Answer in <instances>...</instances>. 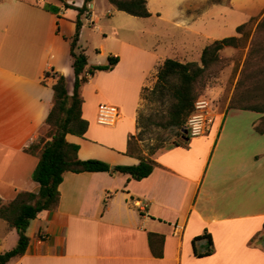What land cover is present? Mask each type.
Segmentation results:
<instances>
[{
	"label": "crops",
	"instance_id": "crops-1",
	"mask_svg": "<svg viewBox=\"0 0 264 264\" xmlns=\"http://www.w3.org/2000/svg\"><path fill=\"white\" fill-rule=\"evenodd\" d=\"M183 1L166 18L147 0L150 16L143 18L177 23L184 15L189 21L180 9ZM62 2L80 7L84 0H0L3 202L19 192L37 193L39 185L31 175L42 148L39 138L47 135L44 121L57 75L65 76L71 93L69 40L77 11ZM47 5L57 7V13L46 10ZM94 6L91 0L81 15L82 26L86 13L84 21L98 22V17L91 18ZM263 9L264 0H251L244 22ZM152 40L147 47L118 39L117 50H110L119 57L115 66L96 72L81 86V116L88 126L83 136L65 135L78 145L79 159L138 164L127 152V142L138 132L140 91L168 57L157 50L158 35ZM176 55L183 61L185 55ZM100 103L118 107L112 125L97 122ZM260 116L225 107L205 135L158 150L152 171L139 180L121 172H65L57 206L30 220L24 253L7 264H264V132L254 129ZM204 233L211 244L207 238L194 241ZM16 236L0 218V252L14 247Z\"/></svg>",
	"mask_w": 264,
	"mask_h": 264
},
{
	"label": "trees",
	"instance_id": "trees-1",
	"mask_svg": "<svg viewBox=\"0 0 264 264\" xmlns=\"http://www.w3.org/2000/svg\"><path fill=\"white\" fill-rule=\"evenodd\" d=\"M90 1L84 0L80 7L62 2L64 8L77 11L74 19V31L69 40L70 66L73 71L71 93L68 94L67 92L65 76L57 75L56 81L52 85V106L44 121V127L47 129L45 134L47 135L39 138L42 148L31 175L32 180L39 185L37 193L19 192L9 202H3L0 199V218L7 223L9 228H14L18 236L14 247L0 252V264H7L11 258L21 256L24 253L29 241L25 231L30 220L36 218L40 212L53 210L57 206L58 186L65 172L106 171L110 174L121 172L139 180L148 176L152 171L155 166L152 156L158 150L167 146L186 145L187 140L185 138L187 136L182 135V129L187 117L194 109V102L198 96L195 88L197 81L202 79L207 71L216 64L219 52L223 48L236 47L240 45L241 40L246 39L247 41L251 28L256 21L255 16L251 17L236 26L237 35L212 40L205 45L200 53L199 62H183L175 58H165L157 65L153 86L148 89L143 86L140 98L142 99L144 94L143 99L155 103V105L160 106V109L146 116L137 109V135L140 136L144 129L155 126L175 130V134H178L180 138L168 140L158 136L153 143L148 145L147 152L144 153L137 147L136 140L139 138L135 135L129 136L127 152L134 154L139 159L138 164L111 166L99 159H79L77 157L78 145L65 139L67 133L83 136L88 126L87 120L81 116L83 101L80 94L81 86L96 72L111 70L119 59L118 56L109 54L106 63L87 66V57L84 50L78 48L77 41L82 26L81 15L88 10L87 5ZM107 1L116 10L129 15L150 16L147 0ZM45 9L55 14L58 11V8L52 5L45 6ZM58 31L59 25L57 24L56 32ZM253 36L255 41L253 40L250 44L240 71L241 76L237 80L236 89L228 108L260 113L261 116L255 122L254 129L256 132L262 133L264 132V14L255 24ZM46 75L48 72L45 73ZM247 80L254 84L251 94H248L247 89H244ZM133 137L135 138L134 142L131 140ZM200 238H207L211 244L210 236L205 233L194 238V241ZM208 252L210 250H207Z\"/></svg>",
	"mask_w": 264,
	"mask_h": 264
},
{
	"label": "rangeland",
	"instance_id": "rangeland-1",
	"mask_svg": "<svg viewBox=\"0 0 264 264\" xmlns=\"http://www.w3.org/2000/svg\"><path fill=\"white\" fill-rule=\"evenodd\" d=\"M177 1L150 0V4L152 9H161L162 13L164 12L163 16L170 18L169 11L175 9ZM94 2V14L91 18L98 17V22L92 25L90 20L84 21L89 16V13L85 14L79 41L81 47L77 44L79 49H84L88 64L106 63L107 56L113 55L110 50H117L118 39L128 41L131 44L145 43V46L148 47L155 35L160 38L157 50L167 54V58H173L177 56L176 54H180L185 55L182 57L183 62H199L203 47L212 40L237 35L236 26L244 22V9L251 4V0H184L180 9L192 19L186 21V16L182 15L178 18L177 23H172L167 20L160 21L153 16L147 19L135 18L125 12L113 9L106 0H94ZM262 11L255 16V24L263 16L264 9ZM255 24L251 28L247 41L246 39L241 40L240 45L236 47L223 48L219 52L216 64L195 85L198 96H202L210 102V112L214 117L222 112L225 107H228L235 92L248 49L252 41H255L253 36ZM140 30L144 31V36L138 32ZM148 32H152L153 36L152 34L149 36ZM154 75L155 73L145 80L143 86L147 89L153 86ZM70 76L73 78L72 71ZM70 85L68 84L69 89H71ZM253 85L250 80L244 84V89H247L248 94H251ZM143 96L144 94L142 99L140 98L137 108L142 115L146 116L160 109V106L148 102L143 99ZM112 106L119 110L117 106ZM232 112L233 110L228 111V113ZM175 133V130L169 128L150 126L144 129L140 136L136 132L135 136L139 138L136 140L137 147L146 153L148 145L153 143L156 137L178 140L180 137ZM131 140L134 142L135 138L133 137ZM190 140L192 138H188L187 143ZM16 238L18 239V236Z\"/></svg>",
	"mask_w": 264,
	"mask_h": 264
},
{
	"label": "built area",
	"instance_id": "built-area-1",
	"mask_svg": "<svg viewBox=\"0 0 264 264\" xmlns=\"http://www.w3.org/2000/svg\"><path fill=\"white\" fill-rule=\"evenodd\" d=\"M210 111V102L206 98L198 96L194 102V109L184 125L188 138L205 135L210 130L214 121V115ZM118 116V110L114 106L102 103L97 105L96 120L99 124L112 125Z\"/></svg>",
	"mask_w": 264,
	"mask_h": 264
},
{
	"label": "water",
	"instance_id": "water-1",
	"mask_svg": "<svg viewBox=\"0 0 264 264\" xmlns=\"http://www.w3.org/2000/svg\"><path fill=\"white\" fill-rule=\"evenodd\" d=\"M182 135L186 136V129H184V128L182 129ZM185 140H187V137L185 138Z\"/></svg>",
	"mask_w": 264,
	"mask_h": 264
}]
</instances>
